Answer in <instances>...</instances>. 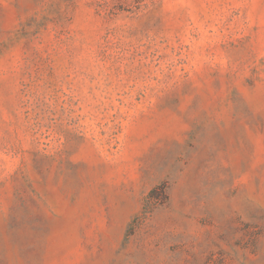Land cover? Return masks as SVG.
<instances>
[{"label":"rangeland","instance_id":"obj_1","mask_svg":"<svg viewBox=\"0 0 264 264\" xmlns=\"http://www.w3.org/2000/svg\"><path fill=\"white\" fill-rule=\"evenodd\" d=\"M0 264H264V0H0Z\"/></svg>","mask_w":264,"mask_h":264}]
</instances>
